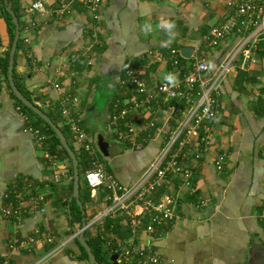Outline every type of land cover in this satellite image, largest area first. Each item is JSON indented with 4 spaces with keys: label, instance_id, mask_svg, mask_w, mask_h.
<instances>
[{
    "label": "crops",
    "instance_id": "obj_1",
    "mask_svg": "<svg viewBox=\"0 0 264 264\" xmlns=\"http://www.w3.org/2000/svg\"><path fill=\"white\" fill-rule=\"evenodd\" d=\"M31 1L10 0L26 48L16 62L14 55L13 76L22 93L57 118L76 157H87L86 168L79 171L84 232L100 233L109 261L138 264L136 257L120 259L133 238V246L143 244L158 257L155 263L147 260L150 255L138 257L145 264H264V53L253 52L254 60L243 66L237 54L220 73L239 33L218 44H210L207 35L226 14L227 0H100L96 13L81 0H42L45 11L29 9ZM162 20L176 23L177 35L167 46L172 37L160 26ZM146 24L151 30H145ZM10 46L0 12V56ZM181 46L191 47L189 56ZM198 60L206 61L205 74L215 80L216 104L200 137L180 153L174 150L178 164L191 169L190 183L168 172L167 181L149 196L170 195L175 218L160 235L142 226L132 230L125 209L115 205L106 212L113 204L108 185L89 188L83 172L96 160L107 181L135 182L194 102L184 97L165 101L151 90L169 77L182 83ZM132 75L143 81L144 91L136 90ZM16 98L0 66V260L89 264L88 255H79L77 235L70 238L82 226V217L70 223L71 209L78 205L72 196V160ZM122 108L127 111L121 115ZM70 119L84 132L83 139H77ZM30 125L41 138L25 129ZM130 125L140 130L129 134ZM131 204V210L141 211L140 202ZM9 205L18 208V217L3 214L2 207ZM106 217L113 224L106 226ZM42 231L54 239L47 241Z\"/></svg>",
    "mask_w": 264,
    "mask_h": 264
},
{
    "label": "built area",
    "instance_id": "obj_2",
    "mask_svg": "<svg viewBox=\"0 0 264 264\" xmlns=\"http://www.w3.org/2000/svg\"><path fill=\"white\" fill-rule=\"evenodd\" d=\"M65 1V0H61ZM88 4V6L96 10L100 4V0H81ZM228 10L224 14L223 18L210 26L207 40L211 44H218L219 40L226 35L235 32L239 33V38L233 47L226 55V59L220 65V73L228 68V63L237 54L241 57V66L245 65L246 61L254 60L253 52L264 53V0H227ZM31 10L45 11V6L42 0H33L29 5ZM172 53L175 49H172ZM177 62V59H174ZM208 69V64L204 60H198L194 63L191 71L186 74L182 83H178L173 79H166L159 83L152 93H161L163 100H168L173 97H184L187 100L194 101L191 107L188 109L186 116L178 121L175 129L172 131L170 138L159 150L157 155L151 160L150 164L130 185L117 183L113 179L106 180V173L103 169L102 163L93 160V166L84 172V179L88 186L91 188L99 187L100 185H108L111 191V197L113 204L106 210L109 211L115 205H119L125 209L130 219H126V224L132 229L136 230L142 226L145 231L154 235H160L163 231V225L175 218L176 213L174 209V200L168 194L160 195L157 199L149 196L150 193L158 191V188L162 187L167 181V173H178L183 180V183L188 185L190 183L191 169L186 165H179L177 162V154L180 153L179 149H182L185 145H192V140L200 137V127L204 120L212 117L216 104V97L213 93L215 80L210 81V77L206 76L205 72ZM131 82L137 91L141 92L146 89V85L139 79L138 76H130ZM56 87L58 84H54ZM193 98V99H192ZM145 100H148L145 99ZM138 102H135L137 105ZM172 111L176 108L174 105L170 106ZM127 110L122 108L120 110L121 115ZM69 119V114L66 109L61 111ZM116 117V115H114ZM70 119L72 129L77 135V139L81 140L85 137L84 132ZM143 127V126H142ZM25 129L34 130L39 138L42 134L39 133V129L32 125L26 126ZM130 125L127 129L128 133L135 135L138 132ZM208 126L206 125V130ZM140 130V129H139ZM209 132L203 136L207 138ZM85 149L89 150V144L84 142ZM137 148L141 145L135 143ZM175 150V152H174ZM221 156H218L216 165L221 167ZM140 202L141 211L134 212L131 210V202ZM2 212L5 216H19V210L17 207L12 208L10 205L2 207ZM79 229L75 230L71 234L70 238L77 235ZM41 234L47 241L54 239L53 234L42 231ZM17 241V239H14ZM27 242L34 241V237H29ZM129 248H125L120 253V259L122 262H129L136 257L138 264H145L142 258H138L142 255H150L152 250H146L145 245L133 246V238L129 239ZM23 243V241H22ZM149 261L155 263L158 261V257L150 255ZM0 264H11L8 259L0 260ZM23 264V263H18Z\"/></svg>",
    "mask_w": 264,
    "mask_h": 264
},
{
    "label": "water",
    "instance_id": "obj_3",
    "mask_svg": "<svg viewBox=\"0 0 264 264\" xmlns=\"http://www.w3.org/2000/svg\"><path fill=\"white\" fill-rule=\"evenodd\" d=\"M5 6L8 10V12L11 14L12 16V21L15 25V32H14V37L13 40L11 42V46L9 49V58H8V66H7V79H8V83L11 87V89L13 90L15 96L24 104L26 105L28 108H30L34 113H36L37 115H39L40 117H42L54 130L55 134L57 135V137L59 138V141L61 143V145L66 149L68 155L70 156L71 160H72V164H73V192H72V196L75 197L78 205L81 208L82 214L84 213V209L82 206V202L80 200L79 197V168H78V161H77V157L76 154L72 148V146L70 145V143L68 142L64 132L62 131V129L60 128V126L48 115L47 112H45L44 110H42L40 108V105L38 103L35 102V98H31L29 99L27 96H25L22 91L18 88L14 76H13V67H14V55H15V51H16V46H17V40L19 38V34H20V25H19V20L17 15L15 14V12L13 11L12 7H11V2L10 0H4ZM191 47L190 46H181V52L184 56H189L191 53ZM101 146L103 147V149H106L105 147H107V144H101ZM105 146V147H104ZM86 219L85 216H82V226L79 229L78 233H77V239L78 241L83 245V247L85 248L87 255H88V260H89V264H98V260L94 254V252L92 251L91 247L89 246L88 242L86 241V238L84 236V228L86 227ZM112 258H116V254H114L112 256ZM114 264H116V261L114 260Z\"/></svg>",
    "mask_w": 264,
    "mask_h": 264
},
{
    "label": "trees",
    "instance_id": "obj_4",
    "mask_svg": "<svg viewBox=\"0 0 264 264\" xmlns=\"http://www.w3.org/2000/svg\"><path fill=\"white\" fill-rule=\"evenodd\" d=\"M12 8L16 12V9H15V7L13 5H12ZM0 12H1V15H3V17H4L5 21H6V24H7V30H8V34H9V46H10V44L12 42V39H13V36H14L15 25H14V23L12 21L11 14L8 12V10L6 9L5 5L2 4L0 6ZM16 14H17V12H16ZM20 29H21V25H20ZM25 49L26 48H25V45L23 43V39H22V37L20 35L18 40H17L16 52H15V62H16V56H18V54L22 50H25ZM8 53H9V48L6 50L4 55L0 56V66H1V68L3 70V72L5 73V75L7 74ZM23 93L26 96L29 97V94L27 92L23 91ZM16 99H17L18 102H21L18 98H16ZM24 107L27 109V111H29L32 115L35 116V119H36L37 122H41V123H43V125H45L46 130L49 131L50 133H52V136L54 137V139L57 141L58 144H60L59 138L55 134V132L52 129V127L42 117H40L39 115L34 113L26 105H24ZM48 114L53 118V120L55 122L57 121V118L55 116H53L49 112H48ZM61 147L66 152V150L63 148V146H61ZM66 154H67V152H66ZM77 158H78V164L80 165L79 171L82 170L83 168H86L87 157L84 156L83 154H82V156H80L78 154ZM85 170H84V172H85ZM84 172H83V174H84ZM86 191L89 192V190H86ZM81 217H82V213H81L80 207L77 204H74L72 209H71L70 223L73 225L74 221L75 220H79L80 221ZM104 222H105L106 226H109V225L113 224L114 220L109 218V217H106ZM87 233H86V230H85L84 234L86 235L85 236L86 241L88 242L89 246L91 247L92 251L94 252V254H95V256H96V258L98 260V264H113L108 259L107 251L103 247L105 241H104V239H102L100 237V233H98V234L96 233V235H92V236H89ZM75 241L77 242V244L80 247V254L79 255L84 256V257L87 258V252H86L85 248L78 242V240H75Z\"/></svg>",
    "mask_w": 264,
    "mask_h": 264
},
{
    "label": "clouds",
    "instance_id": "obj_5",
    "mask_svg": "<svg viewBox=\"0 0 264 264\" xmlns=\"http://www.w3.org/2000/svg\"><path fill=\"white\" fill-rule=\"evenodd\" d=\"M168 34L171 33V39H169L167 41V43L165 44V46H167L168 44H170L172 42V40L175 39V36L177 35V33L175 32L176 29V23L175 21L172 20H162L161 21V25H160ZM145 30L149 31L151 30V26L146 24L145 26ZM169 79H171V77H169Z\"/></svg>",
    "mask_w": 264,
    "mask_h": 264
}]
</instances>
